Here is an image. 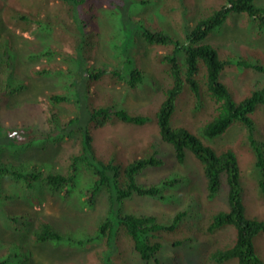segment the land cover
<instances>
[{
    "label": "trees",
    "instance_id": "trees-1",
    "mask_svg": "<svg viewBox=\"0 0 264 264\" xmlns=\"http://www.w3.org/2000/svg\"><path fill=\"white\" fill-rule=\"evenodd\" d=\"M154 1L13 0L6 4L9 20L16 28L38 31L50 40L45 47L27 52L28 58L59 61L33 69L34 76H59L62 80L61 86L52 90L45 102L35 101L36 112L29 118L7 122L0 114V144L3 146L0 149V201L14 191L15 196L23 199L30 196L35 204L41 201L40 195L50 191L67 195L84 193L88 206H93L106 194L108 203L106 214L92 233L63 230L44 217L32 222L29 212L8 216L11 222L8 228L18 236L33 233L35 243H50L60 249H85L94 245V252L100 257L98 264L193 263L202 243L198 231L188 227L200 216L199 210L198 217L193 211L192 203L198 207L197 196L191 195L183 208L168 217L128 208V202L135 196L159 203L181 202V194L175 187L190 182L184 174L171 170L154 182H146L141 177L148 170L171 167L174 162L184 165L189 150L203 168L208 198L215 199L225 188L229 203L228 210L211 214L203 231L214 234L228 226L236 230L234 243L212 250L206 260L215 264H264V256L255 244L264 234V219L250 216L247 211L237 154L232 149L217 150L203 141V138L214 139L223 134L235 123L244 125L246 142L255 157L253 173L264 193V135L253 117L259 109L264 113V63L252 62L243 56L222 59L213 45L204 43L234 14H245L256 24L259 33L264 32V5L257 4L256 0H225L220 8H213L190 26V9L182 0L178 9L183 11L185 36L180 40L147 22L146 18L133 17V10ZM97 2H102L105 8H97ZM2 9L0 2V11ZM166 9L174 12L177 7L169 4ZM105 18H110L112 27L106 35ZM53 40L66 44V48L52 45ZM140 42L167 48L158 55V66L164 65L161 72L168 78L165 85L152 80L144 69ZM102 45L109 49L111 60L98 59ZM16 58L11 44L0 43V109L9 97L27 88L26 81L19 76ZM235 65L261 75L260 80L253 82L251 93L239 101L222 80L225 68ZM150 86L158 88L163 95L155 113L161 147L152 142L132 160H123L118 153L101 157L95 146L97 131L109 123L144 126L151 121L144 110L126 105L130 93ZM184 94L194 100V110L205 107L209 99L219 104L216 114L199 134L184 126L172 125L178 100ZM60 106L69 107V111L62 112ZM70 139L78 141L80 149L70 155L65 167L56 168L54 164L41 161L25 163L20 159L18 162L20 150ZM4 149L9 153L7 160ZM5 180L11 181L9 189L4 185ZM172 187L176 193L171 191ZM184 228L186 237L175 235ZM193 240L198 242L195 250L185 244ZM180 244L183 246H178ZM6 245L0 254V264H21V246L12 241Z\"/></svg>",
    "mask_w": 264,
    "mask_h": 264
},
{
    "label": "rangeland",
    "instance_id": "rangeland-1",
    "mask_svg": "<svg viewBox=\"0 0 264 264\" xmlns=\"http://www.w3.org/2000/svg\"><path fill=\"white\" fill-rule=\"evenodd\" d=\"M4 9L0 11V43L8 42L12 45L13 50L17 54V67L19 76L26 81L27 88L17 92L9 101L2 105L0 114L7 122L21 121L29 118L32 113L36 112V100L41 103L45 102L48 94L52 90L61 86V77L38 78L34 76L33 69L40 68L42 65L59 63L57 59L48 61L46 59L31 60L27 56V52L38 50L50 40L42 36L38 31H21L16 28L9 20L6 12V4L13 0H0ZM182 0H155L154 3L138 7L132 11V15L136 20L146 18L147 22L153 23L162 29H165L176 35L180 40L184 39L182 10L178 9V3ZM225 0H184L185 5L190 9L189 22L193 26L200 16L206 15L213 8H220ZM257 4L264 5V0H256ZM102 2H97V8H105ZM172 4L177 7L174 12L166 9V6ZM159 10V12H157ZM110 18H105V35L109 34L112 27L109 23ZM54 38V37H53ZM204 43L211 44L215 47L222 59L228 56L246 57L252 62L260 61L264 63V32L259 33L257 26L245 14L230 15L223 25L214 31ZM52 45L63 46L66 44L61 41H52ZM142 65L148 72L152 80L167 83L168 78L161 70L165 69L164 65L158 66V55L164 53L167 48L161 46H147L144 42H140ZM110 51L103 45L98 54V59L111 60ZM61 64L65 65V63ZM236 66V65H235ZM226 67L222 72V80L230 87L234 94V98L239 101L251 93L253 82L260 80L261 75L244 66ZM154 82V81H153ZM155 83V82H154ZM161 84V86L163 85ZM149 86V85H148ZM120 93H116L120 96ZM163 97L158 88H145L130 93L126 97V105L132 109L144 110L143 112L150 116L151 121L144 126H132L124 123H109L95 133V146L97 153L108 158L113 154H117L123 160H132L137 152L145 150L143 148L151 146L152 142L160 144V134L155 120L156 110L160 105ZM177 110L172 117L173 126H184L191 132L199 134L201 128L210 121L216 114L218 103L209 99L205 107L200 110H194V100L188 94H184L178 100ZM42 105V104H40ZM69 107L60 106L62 112H68ZM253 117L258 123L260 132L264 135V113L261 109L253 113ZM155 140V141H152ZM203 141L217 150L232 149L238 157L242 185L244 187V201L250 216H256L264 219V193L261 192L259 181L253 173V165L255 161L254 154L250 146L246 142V128L244 125L235 123L227 129L223 134L214 139L203 138ZM158 142V143H157ZM150 144V145H149ZM3 146L0 144V149ZM80 149L78 141L75 139L65 140L57 144H47L36 146L26 150H20L19 161L22 162H46L54 164L56 168L67 166L72 153ZM5 153L4 159L7 160L8 151ZM171 170L178 171L187 176L190 182L182 187H175L181 194V202L175 203H159L155 200L135 196L128 202V208H136L142 212H155L159 217H168L175 214L180 208H183L191 195L197 196L198 207L192 203L195 216L200 211V216L193 219L188 227L198 231L200 234L201 248L196 252V260L189 264H215L207 259V255L217 248H224L234 243L236 238V230L233 226L225 227L214 234H206L203 229L209 222L212 213L219 210H228L229 203L227 200L226 189L224 188L215 199L208 198L206 180L203 168L191 151H187L186 162L184 165L175 163L171 167H161L148 170L141 177L146 182H154L168 174ZM10 180H5V187L9 189ZM15 187V186H14ZM82 187V184H81ZM175 188L171 191L176 193ZM41 196V201L32 203L30 196L23 199L15 196L14 191L9 195H5V199L0 201V254L7 248L6 243L15 242L21 246L22 261L21 264H98L99 256L94 252V245L84 248L72 247L60 249L50 243H35L33 233L17 235L10 228L11 222L8 216L22 215L29 212L31 221L36 222L39 217H44L52 221L56 226L63 230H85L92 233L96 230L97 223L101 217L107 212V195L102 194L93 206L85 204V195L76 192L74 195H67L65 192L46 191ZM3 197V198H4ZM200 201V202H199ZM192 215V218L195 217ZM175 234V233H174ZM176 236L180 238L186 237L187 231H179ZM172 236V235H171ZM183 243V242H182ZM188 248L196 249L198 242L196 240L186 241ZM256 247L264 256V234L256 240ZM178 246H183L182 244ZM103 248V245H100ZM183 256V249L180 250ZM67 260V261H65ZM179 264L174 262V264ZM186 264V263H185ZM224 264H236L229 262Z\"/></svg>",
    "mask_w": 264,
    "mask_h": 264
}]
</instances>
